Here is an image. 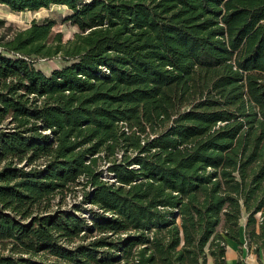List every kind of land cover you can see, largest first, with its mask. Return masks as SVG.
Here are the masks:
<instances>
[{
	"label": "trees",
	"instance_id": "trees-1",
	"mask_svg": "<svg viewBox=\"0 0 264 264\" xmlns=\"http://www.w3.org/2000/svg\"><path fill=\"white\" fill-rule=\"evenodd\" d=\"M0 4L79 27L0 36V264H228L244 213L264 247V0ZM55 56L73 60L36 67Z\"/></svg>",
	"mask_w": 264,
	"mask_h": 264
},
{
	"label": "rangeland",
	"instance_id": "rangeland-1",
	"mask_svg": "<svg viewBox=\"0 0 264 264\" xmlns=\"http://www.w3.org/2000/svg\"><path fill=\"white\" fill-rule=\"evenodd\" d=\"M72 10L67 5L63 4H51L49 7H43L38 10H24V11H12L6 4H0V19L4 20V23H0V36L6 33H12L17 28H26L30 26L33 19L39 22H43L46 19H55L56 23L53 26L54 31H61L63 33V40L68 41L74 37L75 32L79 31V27L72 20L68 19ZM8 54L12 55V53ZM73 59H65L62 56H55L51 58H36V67L42 69L47 74L51 73L53 69L63 67L70 63ZM100 169L102 170V178L112 181L114 178L111 177L108 171V164L104 160H100ZM83 180V179H82ZM89 189V186L84 187L83 185H74L70 190H66L65 193H57L51 199V209H56L58 206L63 209H68L73 206L74 203H80L83 200L85 191ZM82 209L88 211L90 208H96L90 202L82 203ZM79 213L87 214L86 212L80 211ZM260 215L257 214V217ZM247 214L244 213L240 219V234L244 241L242 245L236 244L235 251L236 255L240 250H243V257H248L250 254H254L253 259H256L258 255L257 263L264 264V247H259L256 250L257 244L252 241L250 245L247 243V237L245 233V223ZM222 224L218 226V230H222ZM95 235H98V231L88 232L84 238L76 237L75 242L71 243L75 245L79 242H87L92 239ZM71 246V245H70ZM228 250L231 248V252L234 250V244L228 240ZM230 250L227 252V256L231 257ZM208 264H213V259L209 257Z\"/></svg>",
	"mask_w": 264,
	"mask_h": 264
},
{
	"label": "crops",
	"instance_id": "crops-1",
	"mask_svg": "<svg viewBox=\"0 0 264 264\" xmlns=\"http://www.w3.org/2000/svg\"><path fill=\"white\" fill-rule=\"evenodd\" d=\"M240 239L242 242H244L242 240L241 234H240ZM229 241L232 243V245L234 244V250L231 252V248L229 249L231 252V257H229V255L227 256L228 264H236L239 257H241V259H242V264H258L257 263V259L259 257L258 255L256 256V259L254 258V260L251 259V258H253L254 254H252L253 256L250 254V256H248L247 258L243 257V250H240L238 252V254L236 255L235 247H236V244H238V243L232 239H229ZM228 248H227V252L229 251Z\"/></svg>",
	"mask_w": 264,
	"mask_h": 264
}]
</instances>
